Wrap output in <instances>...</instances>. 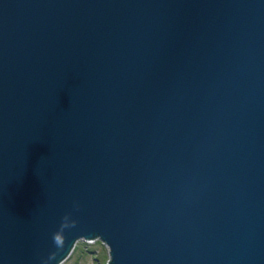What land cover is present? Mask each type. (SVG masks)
<instances>
[{
    "label": "water",
    "instance_id": "water-1",
    "mask_svg": "<svg viewBox=\"0 0 264 264\" xmlns=\"http://www.w3.org/2000/svg\"><path fill=\"white\" fill-rule=\"evenodd\" d=\"M87 237L264 264V0H0V264Z\"/></svg>",
    "mask_w": 264,
    "mask_h": 264
},
{
    "label": "rangeland",
    "instance_id": "rangeland-1",
    "mask_svg": "<svg viewBox=\"0 0 264 264\" xmlns=\"http://www.w3.org/2000/svg\"><path fill=\"white\" fill-rule=\"evenodd\" d=\"M106 256V247L99 238L96 237L91 241L78 238L58 264H104Z\"/></svg>",
    "mask_w": 264,
    "mask_h": 264
},
{
    "label": "clouds",
    "instance_id": "clouds-1",
    "mask_svg": "<svg viewBox=\"0 0 264 264\" xmlns=\"http://www.w3.org/2000/svg\"><path fill=\"white\" fill-rule=\"evenodd\" d=\"M54 242L57 244V246L61 245V239H60L59 234L54 236Z\"/></svg>",
    "mask_w": 264,
    "mask_h": 264
},
{
    "label": "built area",
    "instance_id": "built-area-1",
    "mask_svg": "<svg viewBox=\"0 0 264 264\" xmlns=\"http://www.w3.org/2000/svg\"><path fill=\"white\" fill-rule=\"evenodd\" d=\"M94 238H96V237H87V238H82V239L85 240V241H91V240H93Z\"/></svg>",
    "mask_w": 264,
    "mask_h": 264
}]
</instances>
